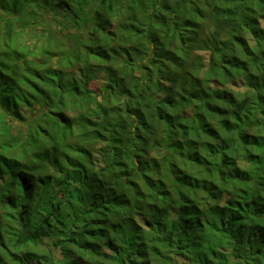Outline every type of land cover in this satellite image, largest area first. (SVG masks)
Returning <instances> with one entry per match:
<instances>
[{
	"label": "trees",
	"instance_id": "1",
	"mask_svg": "<svg viewBox=\"0 0 264 264\" xmlns=\"http://www.w3.org/2000/svg\"><path fill=\"white\" fill-rule=\"evenodd\" d=\"M0 264H264V0H0Z\"/></svg>",
	"mask_w": 264,
	"mask_h": 264
},
{
	"label": "rangeland",
	"instance_id": "2",
	"mask_svg": "<svg viewBox=\"0 0 264 264\" xmlns=\"http://www.w3.org/2000/svg\"><path fill=\"white\" fill-rule=\"evenodd\" d=\"M237 88H241V84L239 86H237Z\"/></svg>",
	"mask_w": 264,
	"mask_h": 264
}]
</instances>
